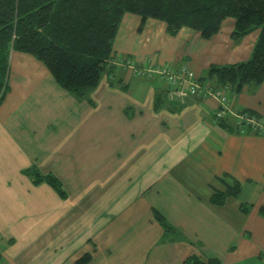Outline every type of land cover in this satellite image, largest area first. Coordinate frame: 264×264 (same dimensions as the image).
Segmentation results:
<instances>
[{
	"label": "crops",
	"instance_id": "0c3cea01",
	"mask_svg": "<svg viewBox=\"0 0 264 264\" xmlns=\"http://www.w3.org/2000/svg\"><path fill=\"white\" fill-rule=\"evenodd\" d=\"M125 13L114 58L138 66L187 62L198 77L208 67L245 61L259 35L238 41L235 19L203 38L182 27ZM9 89L0 103V263L181 264L196 254L221 264L264 261V132L217 123L216 99L172 98L155 76L137 77L118 64L78 99L31 54L11 51ZM163 94V107L154 109ZM232 106L264 117V82L228 94ZM35 166L57 177L65 197L33 183ZM237 180L224 205L209 201ZM241 204L249 205L247 212ZM160 213L180 238L165 236Z\"/></svg>",
	"mask_w": 264,
	"mask_h": 264
},
{
	"label": "trees",
	"instance_id": "16d2710c",
	"mask_svg": "<svg viewBox=\"0 0 264 264\" xmlns=\"http://www.w3.org/2000/svg\"><path fill=\"white\" fill-rule=\"evenodd\" d=\"M127 12L141 17L139 30L147 18H154L165 22L171 36L185 26L210 38L227 17L235 19L233 41L259 29L247 60L212 64L200 79H208L214 86L228 85L233 93L241 92L246 85L264 82V0H0V103L9 89L11 51L31 54L63 89L78 99H88V93L103 76L113 78V42ZM162 93L165 91L155 96V110L163 107ZM225 121L223 118L219 123L224 125ZM26 172L33 183L45 181L65 197L61 181L53 174H42L35 166ZM240 191V182L234 180L224 190H215L209 201L222 206ZM240 208L247 212L250 206L241 204ZM260 213L264 216V208ZM155 217L165 236L181 237L160 213L155 212ZM91 259L92 254L85 252L74 264H90ZM181 264L221 263L217 258L201 259L191 254Z\"/></svg>",
	"mask_w": 264,
	"mask_h": 264
},
{
	"label": "built area",
	"instance_id": "2783aa9c",
	"mask_svg": "<svg viewBox=\"0 0 264 264\" xmlns=\"http://www.w3.org/2000/svg\"><path fill=\"white\" fill-rule=\"evenodd\" d=\"M114 63L125 67L137 77H158L162 81L166 93L172 98L195 96L216 99L218 107L214 112V118L217 123L224 117L231 116L236 120L239 132H264L263 116L233 107L227 95L231 91L228 85L214 86L208 79H200L189 69L187 62L182 63L179 67H174L171 64L138 66L129 60L124 61L118 57L114 59Z\"/></svg>",
	"mask_w": 264,
	"mask_h": 264
},
{
	"label": "rangeland",
	"instance_id": "374dc122",
	"mask_svg": "<svg viewBox=\"0 0 264 264\" xmlns=\"http://www.w3.org/2000/svg\"><path fill=\"white\" fill-rule=\"evenodd\" d=\"M130 62H132L131 60H130ZM172 65V64H171ZM225 118V117H224Z\"/></svg>",
	"mask_w": 264,
	"mask_h": 264
}]
</instances>
